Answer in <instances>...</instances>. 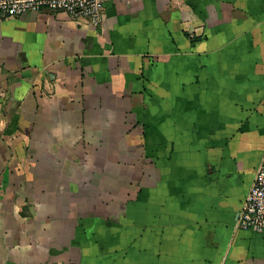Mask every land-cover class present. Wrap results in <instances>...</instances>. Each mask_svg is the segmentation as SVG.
Returning a JSON list of instances; mask_svg holds the SVG:
<instances>
[{
	"label": "crops",
	"instance_id": "1",
	"mask_svg": "<svg viewBox=\"0 0 264 264\" xmlns=\"http://www.w3.org/2000/svg\"><path fill=\"white\" fill-rule=\"evenodd\" d=\"M263 155L264 0L0 19V264H264Z\"/></svg>",
	"mask_w": 264,
	"mask_h": 264
},
{
	"label": "built area",
	"instance_id": "2",
	"mask_svg": "<svg viewBox=\"0 0 264 264\" xmlns=\"http://www.w3.org/2000/svg\"><path fill=\"white\" fill-rule=\"evenodd\" d=\"M43 9L62 11L73 17H84L89 23L97 26L103 15V0H0V19ZM237 226L264 233V155L240 205Z\"/></svg>",
	"mask_w": 264,
	"mask_h": 264
},
{
	"label": "trees",
	"instance_id": "3",
	"mask_svg": "<svg viewBox=\"0 0 264 264\" xmlns=\"http://www.w3.org/2000/svg\"><path fill=\"white\" fill-rule=\"evenodd\" d=\"M13 122H14V119H13Z\"/></svg>",
	"mask_w": 264,
	"mask_h": 264
}]
</instances>
